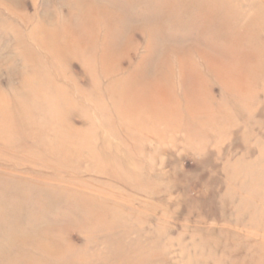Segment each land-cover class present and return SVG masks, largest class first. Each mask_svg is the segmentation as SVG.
I'll return each mask as SVG.
<instances>
[{
	"label": "rangeland",
	"instance_id": "1",
	"mask_svg": "<svg viewBox=\"0 0 264 264\" xmlns=\"http://www.w3.org/2000/svg\"><path fill=\"white\" fill-rule=\"evenodd\" d=\"M0 264H264V0H0Z\"/></svg>",
	"mask_w": 264,
	"mask_h": 264
},
{
	"label": "bare ground",
	"instance_id": "2",
	"mask_svg": "<svg viewBox=\"0 0 264 264\" xmlns=\"http://www.w3.org/2000/svg\"><path fill=\"white\" fill-rule=\"evenodd\" d=\"M143 59H144V58L142 57L140 60H143ZM110 61H111V60L108 59L105 63H109ZM230 70H231V69H230ZM230 70H229L228 72L223 73L222 76L225 75V77H226L227 79H230V76H231V75H230V73H231ZM146 77H148L147 74H146V75H143L141 79L137 80V74H134V76H132V77L130 78V83H140L141 81H144L143 79H145ZM131 79H133V80H131ZM149 83H150L151 85H154V84H152L151 81H150ZM192 83H193V81H192L191 79L187 80V88H188V90H189V95L186 93L185 98H186V101H187V102H190V103L193 102V98H197L196 93H194L193 90H192V88H190L191 85H192ZM158 92H159V91H158ZM156 94H157V93H156ZM157 95L160 97L161 93H159V94H157Z\"/></svg>",
	"mask_w": 264,
	"mask_h": 264
}]
</instances>
